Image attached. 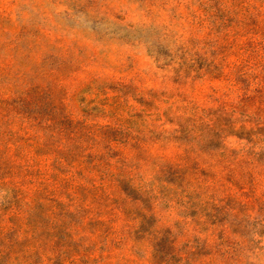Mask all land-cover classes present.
<instances>
[{
  "label": "rangeland",
  "instance_id": "rangeland-1",
  "mask_svg": "<svg viewBox=\"0 0 264 264\" xmlns=\"http://www.w3.org/2000/svg\"><path fill=\"white\" fill-rule=\"evenodd\" d=\"M0 264H264V0H0Z\"/></svg>",
  "mask_w": 264,
  "mask_h": 264
}]
</instances>
